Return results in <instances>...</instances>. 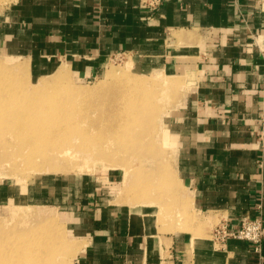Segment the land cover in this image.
I'll use <instances>...</instances> for the list:
<instances>
[{
	"label": "crops",
	"instance_id": "crops-1",
	"mask_svg": "<svg viewBox=\"0 0 264 264\" xmlns=\"http://www.w3.org/2000/svg\"><path fill=\"white\" fill-rule=\"evenodd\" d=\"M0 43L38 73L66 65L95 78L125 56L187 83L166 135L190 219L163 221L153 200L121 202L95 184L71 207L73 264H264V243L213 238L222 223L264 222V0H17L0 13Z\"/></svg>",
	"mask_w": 264,
	"mask_h": 264
},
{
	"label": "rangeland",
	"instance_id": "rangeland-1",
	"mask_svg": "<svg viewBox=\"0 0 264 264\" xmlns=\"http://www.w3.org/2000/svg\"><path fill=\"white\" fill-rule=\"evenodd\" d=\"M16 1L9 0L0 6V13ZM128 61L125 56H114L100 76L89 79L75 76L66 65L53 72L45 69L44 73H38L26 54H10L0 43V63L11 70L0 71V83L5 77L10 83H5L10 87L0 91V99L8 96L10 102L18 98L17 102L24 103L34 99L31 90L37 88L36 98L50 100L40 106L41 110L56 111V118L60 120L67 116L74 118V124H65L68 129L63 132V138H57L46 152L37 150L35 161L45 169L40 173L21 156L13 137L6 132L7 127L0 125V184L14 195L0 203V230L9 232L19 218L27 213H39L55 237L61 234L59 254L64 260L60 259L58 264L67 261L73 264L77 257L80 238L73 231L71 207L74 203L78 206L83 191L93 189L95 184L108 187L105 192L121 202L136 204L153 200L161 207L163 221L175 220L178 214L182 226L190 219L187 205L180 202L182 193L175 180V160L166 135L167 115L181 101L187 83L183 78L166 77L160 71H155L159 76L144 72ZM111 67L129 68L131 76L150 81L148 89L122 97L127 89L119 87L121 81L105 79ZM177 83L179 89H176ZM152 112L161 116L159 128L150 123ZM131 115H138L136 122L127 124ZM181 208L184 214L179 212Z\"/></svg>",
	"mask_w": 264,
	"mask_h": 264
},
{
	"label": "bare ground",
	"instance_id": "bare-ground-1",
	"mask_svg": "<svg viewBox=\"0 0 264 264\" xmlns=\"http://www.w3.org/2000/svg\"><path fill=\"white\" fill-rule=\"evenodd\" d=\"M7 1L9 0H0V6L7 3ZM128 63L130 65V62ZM0 71L6 72L11 70L8 67H3V64L0 63ZM154 75L159 76L156 72ZM107 78H113L117 81H121L120 83L122 86L119 87L127 89V93L121 95L122 97L128 95V93L130 92L131 94L133 92L143 93L145 92V89H148L147 86L150 84V81L147 82L145 80L137 79L131 76L129 68L127 67L126 69L112 67L107 69L105 79ZM2 79L3 81L2 83H0V91H2V89L7 90V86L10 87V85L5 84L7 83V78L5 77ZM167 83H170L171 85L170 81H168ZM177 86H179L178 83L176 84V89H179L177 88ZM36 89L37 88H33L31 90L33 91L31 97H33L34 99H26L27 101L24 103L17 102L19 100L18 98H13V101L10 102L8 96H6L7 98L0 99V125H4L5 128L7 127L6 132L10 135V137H13V144L15 143L14 146L18 148L21 156L26 157V160L29 162L35 172L40 173L45 169L41 168L40 163L35 161V158L38 154L37 150L44 149V151L46 152L47 148H49L57 138H59L60 136L63 138V132L65 133V131H67L68 129L66 128L65 124L68 122L73 123L74 118H71L73 116L62 118V116L60 115L62 118V120H60L56 118V111L51 113L41 110L40 106H43V104L45 105L46 101L48 102L50 100L42 99V97L36 98L37 95H39V91H36ZM12 95L15 96V93L13 92ZM19 96L21 97V95ZM47 106H50V103ZM155 112H152V114ZM155 115L152 116V119H150L152 120V122L150 123L154 124V127L159 128L162 119L161 116L160 118L158 117L159 114L157 116ZM131 116L132 117L129 120L127 119V124L129 122V124H133V122H136L134 119H137L136 117L138 115ZM73 130L74 126L71 127L70 132L73 133ZM77 130L79 129L77 128L76 131ZM24 150H27L29 152L25 153ZM44 164H46L45 161ZM15 219L16 218H14L13 220ZM44 220L46 219L41 217L39 213H27L25 216L17 220V222L14 224L13 230L5 232L3 231V229H1L0 264H58L57 262L60 259L61 261H63L64 257L62 256L61 258L59 254V248L61 247V245L58 241L61 234H56L58 236L55 237L53 230L47 225ZM74 252L76 253V251ZM67 262H65V264H68Z\"/></svg>",
	"mask_w": 264,
	"mask_h": 264
},
{
	"label": "built area",
	"instance_id": "built-area-1",
	"mask_svg": "<svg viewBox=\"0 0 264 264\" xmlns=\"http://www.w3.org/2000/svg\"><path fill=\"white\" fill-rule=\"evenodd\" d=\"M260 149L264 152V114L261 118V127L258 132ZM213 238L216 244L224 246L229 239H238L255 244L256 250L260 251L264 243V222L260 218L244 217L240 227L236 230L230 229L227 224L218 225L213 231ZM159 264H173L171 260H161Z\"/></svg>",
	"mask_w": 264,
	"mask_h": 264
}]
</instances>
